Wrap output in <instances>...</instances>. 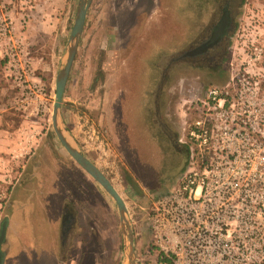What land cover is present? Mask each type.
Returning <instances> with one entry per match:
<instances>
[{
    "label": "rangeland",
    "instance_id": "rangeland-1",
    "mask_svg": "<svg viewBox=\"0 0 264 264\" xmlns=\"http://www.w3.org/2000/svg\"><path fill=\"white\" fill-rule=\"evenodd\" d=\"M77 2L0 0V18L6 19L16 38L26 29L28 18L12 20L11 13L30 7L32 11L52 10L54 32L68 36ZM178 2L91 0L60 109V126L66 139L105 175L125 203L133 244L137 239L135 262L149 248L147 217L153 202L175 189L187 170L197 166V157L190 156L192 148L179 142L190 118L197 114L192 110L195 101L209 87L226 82L230 68L243 60L246 46L264 44V0H242L224 72L205 81L197 80L196 72H179V78L169 79L158 96L154 90L170 46L167 12ZM29 19L38 25V20ZM15 91L14 87L12 97ZM51 94L52 109L54 88ZM6 114L11 127L24 117L14 109ZM50 115L28 120L37 123V130L32 132L31 128L28 133L30 151L26 157L32 163L23 168L24 159L12 158L6 165L16 177L0 178V226L4 220L9 224L8 237L0 250L14 256L12 264H23L26 255L36 258L32 264H40L41 255L49 250L44 242L51 243L52 227L54 230L57 223L52 207L32 204L27 201L30 197L22 195L23 168L29 170L30 178L33 176L23 183L29 191L35 192L42 182L60 177L67 191L65 200L80 212L82 221L108 230L103 231L99 254L90 238L87 241L91 247L84 257L79 256V250L71 253L77 264H125L126 241L114 200L65 152L54 135ZM156 119L166 125L163 131L156 126ZM57 245L52 248L54 254ZM44 263H51L50 258Z\"/></svg>",
    "mask_w": 264,
    "mask_h": 264
},
{
    "label": "built area",
    "instance_id": "built-area-1",
    "mask_svg": "<svg viewBox=\"0 0 264 264\" xmlns=\"http://www.w3.org/2000/svg\"><path fill=\"white\" fill-rule=\"evenodd\" d=\"M5 71L20 103L45 92L0 18ZM226 82L195 101L180 144L197 166L155 199L149 248L135 264H264V44L251 43Z\"/></svg>",
    "mask_w": 264,
    "mask_h": 264
},
{
    "label": "crops",
    "instance_id": "crops-1",
    "mask_svg": "<svg viewBox=\"0 0 264 264\" xmlns=\"http://www.w3.org/2000/svg\"><path fill=\"white\" fill-rule=\"evenodd\" d=\"M30 16L31 20H38V25H34V23L30 21ZM53 16L54 12L52 10L43 11L40 9L32 11L31 7L30 9L24 10L21 13H15V15L11 13L9 15L10 19L14 18L16 20H25V18H28L26 29H23V31L19 33L20 36L16 38L22 44L24 56L30 59L33 71L31 80L41 85L45 94L44 96L35 98L28 105H23L20 103L19 95L16 91L14 97H12L14 84L11 82L5 71V61L2 57L6 47L4 43H2L0 45V161L4 164V167L0 168L1 179H12L13 177H16V174L13 173L12 168L7 167L8 165H6V163H11L12 158H18L19 160L20 157V159H24L23 161H25L26 164L23 166V168L25 166L28 167V165L32 163V161H29V156L26 157L30 151V134L28 133L31 128L32 132L37 130L35 126L37 123L30 122L33 120L31 117L45 116V114L47 115V113H51V93L54 88V81L57 71L63 61V56L69 37V34L68 36H65L63 33L58 35L57 32H54L53 26L55 25V22L53 20ZM34 40H36L38 45L36 48L34 47ZM70 72L68 78L70 77ZM12 109L20 111L21 115L24 116L21 118L23 121L21 120L13 127L10 126L8 116L6 118V113H9V111ZM23 132L25 133L22 137ZM23 168L21 170L20 177L23 175L22 179H24V182H27V180L30 182L33 176L30 178L29 170L25 171ZM24 182H22L20 187L22 189V195L26 198L30 197V199L27 200L28 202L32 204H43L45 207H52L54 213L57 212V223L56 226L54 225V230L52 227L53 235L50 238L51 243L44 242L49 246V250L47 252L48 254L45 253L41 255L40 264H45L44 262H46L48 258H50L52 264H77L76 256L71 254L70 249L64 254L62 253L63 256H61L59 253L62 209L65 203H71V201L65 200L67 191L64 190L63 180L59 177L57 180L53 179L52 181L50 180V182H42L43 185L40 183L39 185L42 186H39L35 192L29 191L30 189L28 186L23 185ZM74 209L77 210L75 207ZM8 229L9 224L7 223L5 233L6 238L8 237ZM51 244L52 248L54 244H58V252L56 254H54V249L52 250L51 248L50 251ZM4 253V264H12V259H14V256L6 252ZM32 261H36V258H30L28 255H26L24 263L32 264ZM87 263L88 262L86 261L85 264Z\"/></svg>",
    "mask_w": 264,
    "mask_h": 264
},
{
    "label": "flooded vegetation",
    "instance_id": "flooded-vegetation-1",
    "mask_svg": "<svg viewBox=\"0 0 264 264\" xmlns=\"http://www.w3.org/2000/svg\"><path fill=\"white\" fill-rule=\"evenodd\" d=\"M241 2L242 0H180L170 7L167 12L170 46L164 69L158 75V85L154 90L156 95L162 93L169 79L179 78V72H196L194 77L202 81L218 77L224 72ZM157 105L154 100V106ZM161 121L156 119V126L163 131L166 125ZM68 203L62 209L59 253L63 256L62 253L69 249L71 253L79 250V256L84 257L86 249L91 247L87 241L90 238L96 244L95 251L99 254L100 239L104 240L103 231L108 233V230H99L82 221L80 212ZM133 245L136 252L137 239L136 245ZM4 257L5 253L0 250V264H4Z\"/></svg>",
    "mask_w": 264,
    "mask_h": 264
},
{
    "label": "water",
    "instance_id": "water-1",
    "mask_svg": "<svg viewBox=\"0 0 264 264\" xmlns=\"http://www.w3.org/2000/svg\"><path fill=\"white\" fill-rule=\"evenodd\" d=\"M91 0H78L76 10L74 13L73 23L71 26L68 42L63 56V61L57 71L54 81V99L51 109V127L54 135L65 152L70 158L84 170L102 189L114 200L118 215L119 228L123 239L126 241L124 255L125 264H135V252L133 245V234L130 223L127 219V208L124 201L113 187L111 182L105 175L90 162L78 149L71 145V143L64 136V131L60 126V109L62 105L63 93L68 80L69 72L78 48V43L84 28L87 11L89 9ZM7 221L4 220L0 226V246L5 240Z\"/></svg>",
    "mask_w": 264,
    "mask_h": 264
}]
</instances>
